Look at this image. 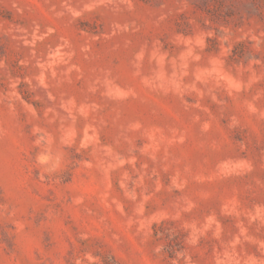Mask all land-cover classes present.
I'll return each mask as SVG.
<instances>
[{
  "label": "rangeland",
  "instance_id": "rangeland-1",
  "mask_svg": "<svg viewBox=\"0 0 264 264\" xmlns=\"http://www.w3.org/2000/svg\"><path fill=\"white\" fill-rule=\"evenodd\" d=\"M0 264H264V0H0Z\"/></svg>",
  "mask_w": 264,
  "mask_h": 264
}]
</instances>
